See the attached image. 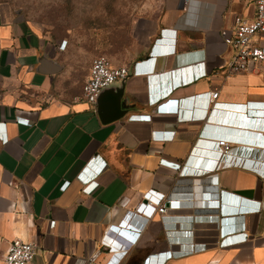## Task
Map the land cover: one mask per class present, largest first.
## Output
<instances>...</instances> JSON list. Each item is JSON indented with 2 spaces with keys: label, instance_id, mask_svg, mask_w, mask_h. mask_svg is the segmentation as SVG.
Masks as SVG:
<instances>
[{
  "label": "crops",
  "instance_id": "0c3cea01",
  "mask_svg": "<svg viewBox=\"0 0 264 264\" xmlns=\"http://www.w3.org/2000/svg\"><path fill=\"white\" fill-rule=\"evenodd\" d=\"M180 1L138 17L120 64L131 67L127 113L108 122L71 86L63 44L0 4V264L15 238L37 245L33 264H107L112 250L110 264L168 251L163 264H264V66L228 72L235 17L252 18L255 5ZM164 100L178 111H159ZM230 113L249 127L222 125ZM144 114L151 120L132 117ZM226 137L218 159L214 143ZM152 190L168 208L147 218L137 207ZM132 225L142 228L135 244L106 234Z\"/></svg>",
  "mask_w": 264,
  "mask_h": 264
},
{
  "label": "rangeland",
  "instance_id": "374dc122",
  "mask_svg": "<svg viewBox=\"0 0 264 264\" xmlns=\"http://www.w3.org/2000/svg\"><path fill=\"white\" fill-rule=\"evenodd\" d=\"M159 0H0L16 19L30 24L61 50L71 86L83 88L94 58L114 65L131 57L137 20ZM74 88V87H72Z\"/></svg>",
  "mask_w": 264,
  "mask_h": 264
},
{
  "label": "built area",
  "instance_id": "2783aa9c",
  "mask_svg": "<svg viewBox=\"0 0 264 264\" xmlns=\"http://www.w3.org/2000/svg\"><path fill=\"white\" fill-rule=\"evenodd\" d=\"M253 2L255 5L254 16L249 18L243 15H237L231 30V35L227 40L234 49V54L228 63V72L230 74L246 72L256 65L264 66V43H257L256 41L257 38L264 35V0H253ZM130 71L131 67L129 65H114L108 56H97L92 61L89 76L83 85L84 98L96 107L102 90L115 82H121L126 79ZM218 94L219 92L217 91L212 92L211 98L215 100ZM156 105L159 111L168 113L176 112L179 108V102L175 100H164ZM132 117L147 120H151L152 118L150 114ZM169 137L173 136L170 134L166 135V138ZM214 146L217 149V158L219 159L223 154L229 153L231 147L230 138H221L214 143ZM218 159L215 160L216 164L218 163ZM213 166L214 163L212 162V166L210 167ZM104 167L105 165L101 166V169ZM150 192L152 193L148 196V202H142L137 207V210L147 218H151L156 211L164 213L168 208L166 203L162 202V193L154 192L153 190ZM141 233L142 228L135 225H132V228L129 230L119 228V226H113L106 232L107 236L111 234L123 236L125 234L129 244H135L140 238ZM118 251L112 250L108 252L111 258L107 264H110L116 259L115 257L118 255ZM37 253L38 247L35 243L22 240L21 238H15L8 247L4 256V262L5 264H33ZM161 255L163 256L161 258L158 255L148 256L145 259V264H163L171 257L169 251ZM93 260H98L97 254L93 257Z\"/></svg>",
  "mask_w": 264,
  "mask_h": 264
},
{
  "label": "water",
  "instance_id": "95a60500",
  "mask_svg": "<svg viewBox=\"0 0 264 264\" xmlns=\"http://www.w3.org/2000/svg\"><path fill=\"white\" fill-rule=\"evenodd\" d=\"M185 3L186 0H181L179 7L183 8L185 6ZM125 80L126 79L121 81V87H116L115 85L119 82H115L112 85L105 87L100 93L97 105L99 114L104 122L118 119L127 113V109L123 108L124 103L121 101L124 91L123 83L125 82ZM109 109L113 110V113L111 115H109L108 113ZM220 123L224 126H233L238 129L244 130L246 129V127H249L250 120L246 119L244 116H241L239 114L230 113L221 116Z\"/></svg>",
  "mask_w": 264,
  "mask_h": 264
}]
</instances>
